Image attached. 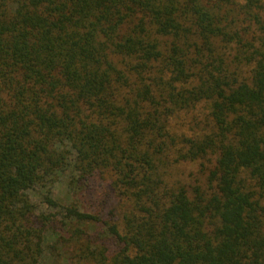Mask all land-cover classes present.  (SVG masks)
Segmentation results:
<instances>
[{"label": "trees", "instance_id": "1", "mask_svg": "<svg viewBox=\"0 0 264 264\" xmlns=\"http://www.w3.org/2000/svg\"><path fill=\"white\" fill-rule=\"evenodd\" d=\"M48 253L264 264V0H0V264Z\"/></svg>", "mask_w": 264, "mask_h": 264}, {"label": "rangeland", "instance_id": "2", "mask_svg": "<svg viewBox=\"0 0 264 264\" xmlns=\"http://www.w3.org/2000/svg\"><path fill=\"white\" fill-rule=\"evenodd\" d=\"M189 128V127H188ZM202 163L200 161L197 162H190V163H184L178 166V173L179 176L183 179V181L187 184L194 185V182L197 178L201 179V173H200V167ZM69 173H63L61 176H59L58 180L56 181L55 185L53 186V197L55 201H58L64 205H67L71 203L76 198L79 199L81 206L84 210L92 211V204L86 201L84 198H80L81 195H76L72 193V191L69 188ZM30 198L32 202H35L39 209H45L50 210L53 213H57L56 209H49L46 204L42 202L43 196L40 190H31L29 192ZM50 237H48L49 239ZM50 243L53 244L52 240H48ZM75 247V245H68L67 249H72ZM41 264H67L64 260H58L55 261L51 259V256L49 253L45 256L44 260L41 262Z\"/></svg>", "mask_w": 264, "mask_h": 264}]
</instances>
